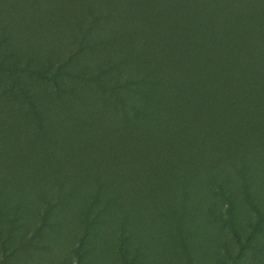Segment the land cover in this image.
I'll return each mask as SVG.
<instances>
[{"label":"rangeland","instance_id":"374dc122","mask_svg":"<svg viewBox=\"0 0 264 264\" xmlns=\"http://www.w3.org/2000/svg\"><path fill=\"white\" fill-rule=\"evenodd\" d=\"M261 145L264 0H0V264H264Z\"/></svg>","mask_w":264,"mask_h":264},{"label":"trees","instance_id":"16d2710c","mask_svg":"<svg viewBox=\"0 0 264 264\" xmlns=\"http://www.w3.org/2000/svg\"><path fill=\"white\" fill-rule=\"evenodd\" d=\"M206 7L204 8V10H203V13L204 14H206ZM210 13H211V11H209ZM148 14V13H147ZM155 15H157L158 16V14H160L159 12H157V13H154ZM146 15V14H145ZM161 15V14H160ZM159 15V16H160ZM150 20V19H149ZM157 27V26H156ZM156 27H155V29H156ZM159 28H162L161 26H160V24H159V26H158V30H159ZM253 55H255L254 53H253ZM188 73V72H187ZM186 73V74H187ZM184 71H182V72H180L179 73V77H182V78H184ZM256 77V76H255ZM179 80L181 81V79L179 78ZM254 81V80H253ZM259 81V80H258ZM232 83V82H231ZM238 83H240V82H238ZM256 83V82H255ZM243 84V83H242ZM163 85H167V84H163ZM251 86H254L255 87V84H253V85H251ZM162 94V93H161ZM163 95V94H162ZM182 109H184L183 107H182ZM163 120H164V118H163ZM169 121V120H168ZM200 136L201 135H197V140L200 138ZM222 144V143H221ZM220 144V145H221ZM198 145V146H197ZM200 144H197V143H195V144H191L190 145V147H188V151L186 152L187 153V155H186V158H187V160H188V162H187V166H186V168H185V172H192V171H194V170H197V169H199L201 166L199 165L200 164V161H199V159H198V157H197V151H200V154H201V150H200V148H201V146H199ZM263 145V144H262ZM260 146V148H259V154H264V146ZM179 149V146L177 145V144H175V145H171V147L168 149L169 150V152L171 153V154H173V152L174 153H176L177 152V150ZM183 154V153H182ZM175 156V155H174ZM263 156V160H264V155H262ZM249 159H250V156L249 157H247L246 156V154H242L241 155V157H240V168H239V170H245V168L247 167V165L250 163V161H249ZM257 161H259V162H261L262 160H261V158L260 157H257ZM259 164H261V163H259ZM262 165V164H261ZM168 167V166H167ZM178 169V168H177ZM170 173H172V174H174L175 172L173 171V170H171V172ZM184 173V172H183ZM242 173V172H241ZM243 173H245L244 171H243ZM192 175H193V173H192ZM242 179H244V177L242 178ZM245 180V179H244ZM212 183V182H211ZM211 183L209 184V186L212 188V186H211ZM194 187V186H193ZM249 188H250V186H247L246 188H245V190H249ZM192 189V185H191V180H188V182H187V184H186V187H185V192L186 193H188L190 190ZM186 198H187V196H185ZM186 198H185V200H186Z\"/></svg>","mask_w":264,"mask_h":264}]
</instances>
